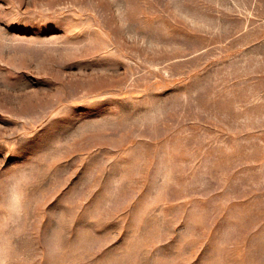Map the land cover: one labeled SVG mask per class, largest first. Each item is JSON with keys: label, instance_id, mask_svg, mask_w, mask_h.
<instances>
[{"label": "rangeland", "instance_id": "1", "mask_svg": "<svg viewBox=\"0 0 264 264\" xmlns=\"http://www.w3.org/2000/svg\"><path fill=\"white\" fill-rule=\"evenodd\" d=\"M0 264H264V0H0Z\"/></svg>", "mask_w": 264, "mask_h": 264}]
</instances>
